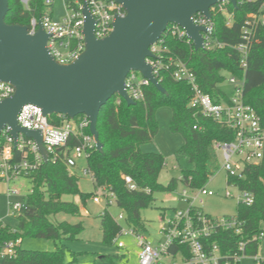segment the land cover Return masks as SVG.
Listing matches in <instances>:
<instances>
[{"label":"trees","instance_id":"obj_1","mask_svg":"<svg viewBox=\"0 0 264 264\" xmlns=\"http://www.w3.org/2000/svg\"><path fill=\"white\" fill-rule=\"evenodd\" d=\"M53 4L48 5L46 0H31L27 8L21 0H9V12L5 20L8 24L29 25L34 15L49 12L47 9ZM260 7L259 0L239 4L237 8L229 4L234 14L231 25H227L225 13L212 11L214 37L225 43L224 47L197 51L187 40L171 36L166 37L164 45L171 54L181 57L190 65L204 92L217 102L230 100L221 88L227 75L244 78L243 99L257 110L264 122V28L251 27L254 32L246 68L241 66V56L235 49L236 45L244 41L242 28L246 19L249 14L258 12ZM158 79L167 93L150 84L144 88L145 98L135 104L129 105L124 99H117L113 105L110 101L102 107L98 131L103 150L92 149L86 159L93 174L92 191L81 190L80 176L74 168L67 166L61 153L56 159L43 161L37 170L28 174L33 181L32 191L25 197L28 208L17 216V227L0 225V236L2 239L21 237L22 241L24 237H41L61 241V244L52 251L28 250L21 246L17 257L5 260L2 264H72L73 261H67L68 249L62 241L78 238L84 230V224L82 221L60 220L58 215L63 213L81 217L88 201L99 193L113 192L116 206L126 214L127 225L138 230L144 227L142 210L152 205L155 192L176 190L179 181L191 189L202 188L209 182L218 161L215 141H230L235 137V132L204 117L190 106L193 93L187 82L176 81L170 71L161 72ZM162 106L171 107L170 129L184 138L178 153L187 157L192 164L191 169L184 170L180 178H172L167 185L159 179L166 163L164 155L142 149V145L151 142L159 131L157 111ZM83 116L71 119L62 114H53L49 116V121L61 126ZM85 131L91 133L90 128ZM80 143L79 134L72 135L68 143L69 150ZM2 147L1 144L0 154ZM13 153V160H20L24 154L18 148H14ZM126 176L133 179L136 188L129 187ZM239 186L256 196L252 206L238 205L237 214L246 223L243 238L247 239L264 228V157L259 163L246 167L245 177L239 181ZM66 194L79 196L80 203L64 200ZM99 217L103 240L115 242L122 225L108 207L103 209ZM239 239L233 232L224 230L210 238L208 243H218L223 252H227L236 247ZM261 245L262 242H258L249 251L252 254L260 252ZM73 254L75 261L77 256ZM102 258L109 259L110 256Z\"/></svg>","mask_w":264,"mask_h":264},{"label":"built area","instance_id":"obj_2","mask_svg":"<svg viewBox=\"0 0 264 264\" xmlns=\"http://www.w3.org/2000/svg\"><path fill=\"white\" fill-rule=\"evenodd\" d=\"M31 0H21L23 5L29 8ZM257 0H238V5ZM258 12L249 14L242 28L244 41L235 46L241 56V66L247 67V58L250 50V42L253 37V29L258 26L264 28V0ZM48 5L54 0H46ZM88 4L90 14L94 18V33L98 39H103L113 31V23L117 16H126L127 10L117 0H64L66 14L60 19H54L49 12L40 16H33L28 25L31 33H36L40 25L50 35L47 46L55 60L60 64H69L77 59L86 49L85 23L86 14L84 5ZM229 1H222L211 7L212 11L222 12L227 15V25L233 22L234 14L229 9ZM193 21L206 28L202 31L204 49L224 47L226 44L214 37L215 25L211 17L203 13L193 16ZM251 27L253 29H251ZM175 37L180 40L193 41L187 35L186 30L178 24H169L159 41L150 49L153 57L147 61L154 68V74L159 78L163 71H170L176 81L187 82L192 89L190 106L201 112L206 118H211L223 126L235 132V137L230 141H215L214 147L221 151L222 168L227 173V184L234 186L237 193L226 190V197L236 198L239 205L252 206L256 201L255 194L247 189H241L239 181L245 177L248 165L259 163L264 157V122L257 110L243 99L244 78L229 75L228 81L234 85V95L229 101L217 102L210 94L204 92L198 82L195 71L181 57L171 54L164 45L166 37ZM139 71L132 70L126 77V88L129 96L140 101L145 98L144 88L151 84L150 80L138 75ZM15 86L10 83L0 82V102L15 93ZM121 98H119L120 100ZM19 123L29 129H38L43 133L44 144L49 154V160L56 159L58 153L63 154L65 163L70 168L78 166L80 159H87L92 149H97L94 136L85 130L90 128V121L84 115L77 121H67L61 126H56L49 121L40 106L26 104L19 116ZM79 134L81 143L69 150L68 143L72 135ZM15 139L11 128L6 126L0 136L2 151L0 154V178L1 182L10 183L21 176L37 170L44 161L38 146L33 139L23 134L18 138L17 148L24 152L20 160L14 159ZM85 176L93 179V174L88 166L81 169ZM211 178V177H210ZM229 178H232L229 181ZM130 188H136L130 176L125 177ZM8 195H20V190L8 189ZM216 192L209 189L207 184L202 188L191 189L185 187L181 193L186 206L175 209L167 222V227L162 228L161 238L157 243L147 239L138 230H130L122 227V233L135 234L139 243V260L141 264H241L243 259L252 256L256 264H264V255L260 252L252 254L249 249L256 243L264 241V228L258 233L244 239L245 226L238 214L212 216L207 214L197 205L202 202V197L215 195ZM97 202L104 203L105 207L116 205L113 192L99 193L95 198ZM10 216L17 217L28 208L26 201H11L9 203ZM104 207V208H105ZM103 208V209H104ZM103 211V210H102ZM101 211V212H102ZM118 222L125 220L126 214L122 211ZM0 225L7 223L0 221ZM230 231L239 236L236 247L233 250L223 252L218 243H208V240L221 231ZM15 231V229H14ZM115 239L119 247H124L123 242ZM22 245V238L2 239L0 236V264L3 261L17 257ZM261 251V250H260Z\"/></svg>","mask_w":264,"mask_h":264},{"label":"water","instance_id":"obj_3","mask_svg":"<svg viewBox=\"0 0 264 264\" xmlns=\"http://www.w3.org/2000/svg\"><path fill=\"white\" fill-rule=\"evenodd\" d=\"M127 10L117 16L114 29L107 37L95 36V21L88 4L84 5L86 23L85 51L69 64L58 63L47 43L50 35L40 25L36 33L28 25L8 24L9 0H0V82L15 86V93L0 102V136L6 126L15 139L23 134L33 139L44 162L49 154L43 133L23 127L18 116L26 104L40 106L46 116L62 114L71 119L85 115L97 149L103 150L98 131L101 109L116 95L129 105L135 104L126 88V77L132 70L141 72L159 91L167 93L147 61L153 57L150 47L157 43L169 24L183 27L195 50L204 49V26L193 21L203 13L211 17V7L229 1L238 7V0H117Z\"/></svg>","mask_w":264,"mask_h":264},{"label":"rangeland","instance_id":"obj_4","mask_svg":"<svg viewBox=\"0 0 264 264\" xmlns=\"http://www.w3.org/2000/svg\"><path fill=\"white\" fill-rule=\"evenodd\" d=\"M51 12L54 19L60 20L66 14L64 0H54V4L47 9ZM141 77L142 73H138ZM227 79L221 84V88L229 97L234 95V85ZM119 96L116 95L112 100L113 105ZM172 117V109L170 106H162L157 111V118L160 128L155 138L148 143L142 145L145 152H159L165 157L166 163L160 173V182L167 185L172 178H180L184 170L191 169L192 164L189 159L178 153L179 148L184 143V138L180 133H175L170 129V120ZM218 161L214 174L211 176L207 186L216 192L215 195H206L202 197V202L197 201V205L207 214L212 216L235 215L238 210V202L234 197H226V190L237 193L234 186L227 184V173L223 170L221 162V151L217 150ZM87 166L86 159L78 161L77 174L80 176V187L82 191L93 190V180L90 176H85L81 169ZM9 188L20 190V195H8ZM33 181L29 176H21L18 179L6 183H0V221H3L13 228L17 227V217L10 216L9 203L11 201L24 202L25 197L32 191ZM185 185L179 181L178 187L173 191H157L154 193V200L149 208L142 210V219L144 227L139 228V232L153 243L160 240L161 230L167 227L169 218L173 215L174 208L181 209L186 203L181 198V193ZM66 201H76L80 203L79 196L66 194L63 196ZM104 203L97 202L94 198L88 201L87 208L90 213H83L81 217H72L67 215L72 222L82 221L84 230L73 240H63L66 245L67 261H73L72 264H141L139 260L140 247L135 234L130 232L122 233L117 240L124 243V247H119L116 242H108L103 240V231L101 227V218L99 213L104 208ZM114 217H118L122 212L116 205L109 207ZM66 215V214H59ZM62 218V217H61ZM60 219V218H59ZM119 223L124 229L130 230L133 227L127 225L125 220L120 219ZM61 241H54L48 238L24 237L22 247L28 250L52 251L55 250ZM76 253L77 260H73ZM260 255H264V241L261 245ZM103 256H110L109 259H103ZM241 264H256L252 256L243 259Z\"/></svg>","mask_w":264,"mask_h":264},{"label":"crops","instance_id":"obj_5","mask_svg":"<svg viewBox=\"0 0 264 264\" xmlns=\"http://www.w3.org/2000/svg\"><path fill=\"white\" fill-rule=\"evenodd\" d=\"M76 168H78V166L77 167H75L74 168V170L76 171ZM92 191V190H91ZM87 192V191H86ZM176 208H174V210H175ZM83 213H86V214H89L90 213V211L86 208H83ZM100 214V213H99ZM62 217V218H61ZM73 217V216H72ZM58 218H60V220H69L68 219V217H67V214L66 215H58ZM70 222H72L71 220H69ZM76 222H78V221H76Z\"/></svg>","mask_w":264,"mask_h":264}]
</instances>
